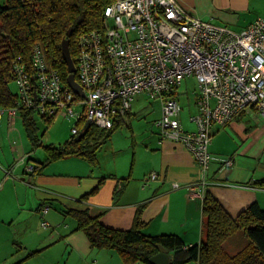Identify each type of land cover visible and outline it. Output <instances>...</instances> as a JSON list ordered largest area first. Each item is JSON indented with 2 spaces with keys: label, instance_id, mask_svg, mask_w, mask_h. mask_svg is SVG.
<instances>
[{
  "label": "crops",
  "instance_id": "0c3cea01",
  "mask_svg": "<svg viewBox=\"0 0 264 264\" xmlns=\"http://www.w3.org/2000/svg\"><path fill=\"white\" fill-rule=\"evenodd\" d=\"M176 1L200 18L235 31L264 17V0ZM197 98L198 88L186 110L179 103L177 118L183 130H195L190 115L196 111ZM120 121L117 128L122 124L131 127L129 117ZM212 133L209 150L214 159L205 173V191L233 216L252 202L264 208V187L252 184L264 178V115L254 108L242 110L226 125L215 123ZM123 147L121 155L105 164L100 157L90 162L71 155L47 162L38 171H27L28 164L44 161L46 153L43 160L33 158L34 147L21 118L17 116L10 127L3 115L0 264H123L114 249L91 246L86 235L75 228V219L66 213L69 209H87L103 224L126 229L141 207L145 233H174L185 245L204 239L203 195H192L189 188L194 185L196 192L201 178L192 152L179 141L162 139L159 129L134 135ZM224 157H232V163H223ZM153 171L156 178H146ZM173 182L179 186L173 187ZM94 187L96 191L81 200ZM44 205L48 209L42 213ZM43 221L47 226L41 225Z\"/></svg>",
  "mask_w": 264,
  "mask_h": 264
},
{
  "label": "built area",
  "instance_id": "2783aa9c",
  "mask_svg": "<svg viewBox=\"0 0 264 264\" xmlns=\"http://www.w3.org/2000/svg\"><path fill=\"white\" fill-rule=\"evenodd\" d=\"M102 17V27L77 38L75 79L83 94L62 80L36 42L29 64L13 60L16 104L0 107V119L6 115L11 127L19 108L33 109L45 120L61 115L73 121L72 138L86 121L89 128L109 130L115 120H125L133 97L145 93L160 101L155 124L161 138L179 141L192 152L201 178L196 192L194 185L189 188L192 195H203L214 159L209 150L213 125H226L248 108L264 115V17L235 31L200 18L176 0H113ZM184 77H194L198 88L192 131L183 130L177 118L174 94ZM221 161L231 164L232 157ZM156 176L153 171L146 178Z\"/></svg>",
  "mask_w": 264,
  "mask_h": 264
},
{
  "label": "trees",
  "instance_id": "16d2710c",
  "mask_svg": "<svg viewBox=\"0 0 264 264\" xmlns=\"http://www.w3.org/2000/svg\"><path fill=\"white\" fill-rule=\"evenodd\" d=\"M112 1L0 0V107L8 108L16 104V93L9 87L12 63L19 57L29 64L36 42L44 47L48 61L66 81L68 71L61 44L67 30L71 29L69 50L74 60L78 35L102 27L103 11ZM32 114L33 109L18 110L24 131L36 146L41 142L35 132ZM51 120L47 119V122ZM120 123V120H115L107 132H113ZM96 130L90 127L79 141H75L73 136L58 146H45L46 159L34 165L33 171L40 170L47 162L71 155L95 162L96 143L92 138ZM252 184L264 187V178L252 181ZM96 189L94 187L84 193L81 200ZM140 208H137L131 226L126 229L103 224L98 216L91 215L87 209H69L66 213L75 219V228L86 235L91 246L114 249L123 264L138 261L155 264L150 258L158 252V245L171 255L169 264H264V208L257 202L250 203L233 216L206 190L202 197L205 236L191 245H185L174 233H145Z\"/></svg>",
  "mask_w": 264,
  "mask_h": 264
},
{
  "label": "rangeland",
  "instance_id": "374dc122",
  "mask_svg": "<svg viewBox=\"0 0 264 264\" xmlns=\"http://www.w3.org/2000/svg\"><path fill=\"white\" fill-rule=\"evenodd\" d=\"M9 87L14 94L17 92V86L13 80H10ZM177 87L178 101L182 105V109L186 110L187 103L194 101L196 96V80L194 77H184ZM32 115L36 124L35 132L41 144L33 146L34 150L31 153L33 154V158L43 160L45 157V146H58L70 137V128L73 121L61 115H56L50 122H47V120L41 118L34 110ZM159 115V99L151 98L145 93L136 94L131 102L130 113L126 116L131 121L130 128L122 124L113 132H107L101 129L96 130L92 138L96 143L94 148L96 147V151L98 152L96 159L100 157L103 160V164L107 163V161L111 162L117 154H122L124 143L131 140L132 136L134 137L135 135L138 137L146 131L148 133H151V131L156 133L158 126L154 125V123Z\"/></svg>",
  "mask_w": 264,
  "mask_h": 264
},
{
  "label": "water",
  "instance_id": "95a60500",
  "mask_svg": "<svg viewBox=\"0 0 264 264\" xmlns=\"http://www.w3.org/2000/svg\"><path fill=\"white\" fill-rule=\"evenodd\" d=\"M70 34H71V29H68L66 37L62 40V44H61L63 59L66 63L67 71H68V74L66 76V81L68 85L75 92L83 94L82 87L75 79V63L69 50ZM88 128H89V122L86 121L79 130V132L74 136V140L79 141L86 134ZM170 259H171V255L161 245H158V252L152 255L150 258V260L155 264H169Z\"/></svg>",
  "mask_w": 264,
  "mask_h": 264
}]
</instances>
